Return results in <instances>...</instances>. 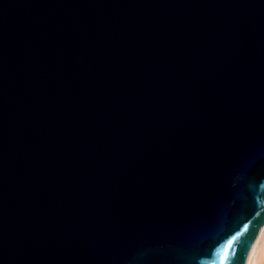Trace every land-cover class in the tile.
Segmentation results:
<instances>
[{
    "label": "water",
    "instance_id": "95a60500",
    "mask_svg": "<svg viewBox=\"0 0 264 264\" xmlns=\"http://www.w3.org/2000/svg\"><path fill=\"white\" fill-rule=\"evenodd\" d=\"M262 180L264 0H0V264H245Z\"/></svg>",
    "mask_w": 264,
    "mask_h": 264
},
{
    "label": "clouds",
    "instance_id": "9594fccd",
    "mask_svg": "<svg viewBox=\"0 0 264 264\" xmlns=\"http://www.w3.org/2000/svg\"><path fill=\"white\" fill-rule=\"evenodd\" d=\"M249 190L255 196L258 192L264 193V180L260 181L258 185L250 184ZM264 202V197L261 198ZM253 223V221H248L240 228L239 231L231 234L222 243L218 244L214 250L211 252L210 256L202 257L200 264H231L232 258L237 255V248L241 245V238L245 236V233L249 231L248 224ZM258 236H264V226H262V231L257 233ZM255 240L252 241L254 245Z\"/></svg>",
    "mask_w": 264,
    "mask_h": 264
},
{
    "label": "bare ground",
    "instance_id": "6f19581e",
    "mask_svg": "<svg viewBox=\"0 0 264 264\" xmlns=\"http://www.w3.org/2000/svg\"><path fill=\"white\" fill-rule=\"evenodd\" d=\"M262 231V228L260 232ZM245 264H264V236H257Z\"/></svg>",
    "mask_w": 264,
    "mask_h": 264
}]
</instances>
